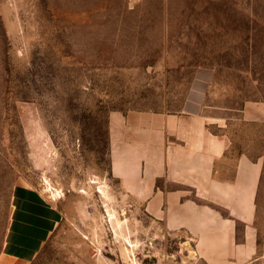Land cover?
<instances>
[{"label": "rangeland", "instance_id": "1", "mask_svg": "<svg viewBox=\"0 0 264 264\" xmlns=\"http://www.w3.org/2000/svg\"><path fill=\"white\" fill-rule=\"evenodd\" d=\"M196 108L264 165V0H0V252L26 186L62 212L32 264H206L110 173L112 112ZM256 226L264 264V172Z\"/></svg>", "mask_w": 264, "mask_h": 264}, {"label": "crops", "instance_id": "2", "mask_svg": "<svg viewBox=\"0 0 264 264\" xmlns=\"http://www.w3.org/2000/svg\"><path fill=\"white\" fill-rule=\"evenodd\" d=\"M201 108L175 114L112 112L110 173L169 232H185L206 264H255L260 159L229 155ZM62 220L32 187L18 186L0 264H32Z\"/></svg>", "mask_w": 264, "mask_h": 264}, {"label": "bare ground", "instance_id": "3", "mask_svg": "<svg viewBox=\"0 0 264 264\" xmlns=\"http://www.w3.org/2000/svg\"><path fill=\"white\" fill-rule=\"evenodd\" d=\"M47 184H48V191L51 193V196L54 197V198H60V192L58 190H54L52 185L47 181ZM101 193H104L103 190L100 191ZM192 254H195L194 251H192Z\"/></svg>", "mask_w": 264, "mask_h": 264}]
</instances>
